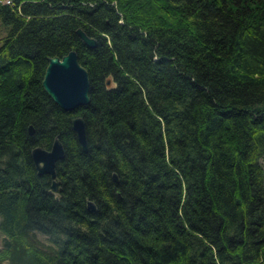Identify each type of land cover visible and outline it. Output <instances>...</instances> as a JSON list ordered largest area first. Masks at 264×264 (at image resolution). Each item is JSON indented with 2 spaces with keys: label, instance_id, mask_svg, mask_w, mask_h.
Masks as SVG:
<instances>
[{
  "label": "trees",
  "instance_id": "1",
  "mask_svg": "<svg viewBox=\"0 0 264 264\" xmlns=\"http://www.w3.org/2000/svg\"><path fill=\"white\" fill-rule=\"evenodd\" d=\"M0 25V264H264V0H0ZM70 49L74 111L42 86Z\"/></svg>",
  "mask_w": 264,
  "mask_h": 264
},
{
  "label": "water",
  "instance_id": "2",
  "mask_svg": "<svg viewBox=\"0 0 264 264\" xmlns=\"http://www.w3.org/2000/svg\"><path fill=\"white\" fill-rule=\"evenodd\" d=\"M77 34L88 46H95L96 40L86 33L82 27L76 28ZM42 86L51 98L63 109L74 111L80 105L89 101V78L86 68L79 62L75 49H70L62 56L54 55L48 57ZM71 126L74 129L78 142L83 150L87 149V136L85 121L81 115L71 118ZM28 131L33 127L29 125ZM64 155V148L57 136L54 137L49 148L39 145L32 147L31 157L39 174L47 173L51 179V188H56V161ZM116 179V174H112ZM87 207L94 208L92 200H87Z\"/></svg>",
  "mask_w": 264,
  "mask_h": 264
},
{
  "label": "rangeland",
  "instance_id": "3",
  "mask_svg": "<svg viewBox=\"0 0 264 264\" xmlns=\"http://www.w3.org/2000/svg\"><path fill=\"white\" fill-rule=\"evenodd\" d=\"M4 32V30L2 29L1 25H0V35ZM262 163L264 165V159H262ZM0 244H1V234H0Z\"/></svg>",
  "mask_w": 264,
  "mask_h": 264
}]
</instances>
